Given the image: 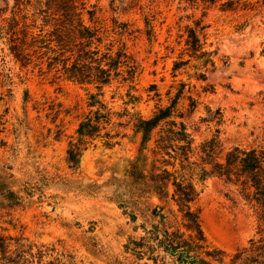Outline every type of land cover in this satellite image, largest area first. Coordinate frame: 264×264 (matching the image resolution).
<instances>
[{"label": "rangeland", "instance_id": "1", "mask_svg": "<svg viewBox=\"0 0 264 264\" xmlns=\"http://www.w3.org/2000/svg\"><path fill=\"white\" fill-rule=\"evenodd\" d=\"M19 1L0 0V28L7 29L13 17L18 23L14 36L0 37V164L10 167L18 187L31 188L33 195L20 206L0 200L5 250L19 264H182L157 239L165 229L185 241L198 235L187 228L185 208L172 198V186L165 199L146 194L137 199L132 205L135 218L116 202L117 195H130V162L140 147L130 115H118L139 112L149 118L179 93L170 119L156 129L144 150L146 174L153 166L172 163L169 155L156 150L155 141L161 129L163 136L172 137L169 133L180 130V123L194 145L212 135H218L224 151L264 143V0H237L238 11L226 13L218 5L205 11L201 2L183 0H84L85 24L101 37L92 49L100 55L111 45L114 55L115 26L126 25L130 35L122 39L140 65L132 83L123 82L128 78L125 66L119 76L112 73L111 84L98 97L102 105L96 107L88 102L97 89L67 79L69 53L58 52L49 41L59 15L46 0L29 5ZM93 9L95 20L90 23L86 11ZM147 17L153 30L150 40ZM197 21L205 26L207 49L217 52L216 66H208L205 81L197 79L204 69L196 61L172 73L184 50L187 27ZM11 47L24 51L23 65ZM181 58L189 59L186 53ZM128 90L139 97L134 106L124 104ZM208 111L215 117L221 114L220 125L208 121ZM86 116L99 121L105 137L79 139L76 130ZM71 148L75 153L69 156ZM196 186L200 194L190 211L198 216L205 240L201 244L216 260L201 257L230 264L256 238V217L223 181L211 178ZM154 208L165 214L164 223L153 216Z\"/></svg>", "mask_w": 264, "mask_h": 264}, {"label": "trees", "instance_id": "2", "mask_svg": "<svg viewBox=\"0 0 264 264\" xmlns=\"http://www.w3.org/2000/svg\"><path fill=\"white\" fill-rule=\"evenodd\" d=\"M37 1L41 2L42 0ZM183 1L191 5L201 2L205 11L218 5L219 10L223 13L236 12L239 7V1L237 0ZM14 2L15 5L20 3L19 0H14ZM30 2L31 0H26L25 3L29 5ZM45 3L54 9L57 13L55 15H59V22L54 25L52 38L49 41L54 42L58 52L69 53L64 68L67 79L80 86L92 85L97 89L96 94H89L88 106L102 105L98 97L103 96V87L111 84L112 73H114V77L120 75L122 72L121 67L125 66L128 73V78H124L123 82L129 81V83H132L135 76H139L140 65L128 55L126 42L122 39L125 34L130 35L126 25L115 26L114 30L118 39L116 40L117 49L114 55L112 54L111 45L110 48L106 49V53L99 55V51L95 49L96 47L92 49V46L95 41L101 43V37L98 36L97 29L94 26L85 24L83 18L84 0H46ZM244 8H246V5H244ZM86 14L89 22H94L95 9L87 10ZM145 24V34L147 39L150 40L153 36V30L148 17L145 19ZM17 26L18 23L14 17L9 19L8 28H0V37L9 33L14 36V30ZM204 29L205 26L201 24V21H197L195 27H187L184 50L180 55L186 53L189 59L183 60L179 56L173 63V74L189 62L196 61L199 69H204L198 73L197 79L205 81L208 66L212 70L215 68L217 52L216 50L207 49L205 34L202 33ZM11 52L15 54L18 61L26 60L24 51L20 50V47H16V49L11 47ZM68 61L70 62L69 65H67ZM130 89H133V87L130 86ZM126 96L128 101L124 104L127 106H134L139 101V97L132 95L130 90H128ZM178 96L179 93L169 106L162 107L158 105L149 118L141 116L139 112L132 114L127 112L128 114L118 115L120 118L130 115L129 122L132 123L134 135L140 137V147L137 156L130 162L132 168V174L130 172V175L133 178L132 184L127 185L130 186L129 191H127L130 195H117V204L125 209L131 218H135L132 205L135 204L137 199L142 198L143 194L151 198L155 196L160 200L165 199L169 195L170 186H172L174 189L172 198H176L175 201L179 207L185 208V218L188 221L187 228L196 231L198 235L195 240L185 241L181 236H176L178 234L175 235L165 229L161 238L158 237L157 239L164 246L167 253L177 257L179 263L212 264L201 257L202 254H205L206 257L216 260L209 251L204 249L205 245L201 244L205 240L199 226L198 216L190 211V203H193L200 194L196 183L203 184L208 179L217 178L227 186L234 188V192L231 193H235L240 201L253 211L257 220L256 238L249 241L248 247L238 250L233 255L230 264H264V143L250 146L236 145L224 151L218 135H212L198 145H194V139L186 133L185 126L180 123V130L169 133L173 134L172 137L169 135L163 136L161 129L158 132L161 135L155 141L156 150L169 155L170 159L173 160L172 163L165 164L162 167L153 166L149 174H146L148 157L144 154V150L148 147L152 134L156 129L170 119L179 99ZM98 111V115H101ZM217 115L219 117H215L211 111H208V121H214L216 125H220L222 121L221 114L218 112ZM98 118H101V116ZM108 121H110L109 118ZM216 132L218 133V131ZM76 134L79 139L89 138L93 140L105 137V135H100L99 121H92L89 116L80 121ZM106 136L107 139H111L108 134ZM71 152L75 153L71 148L69 156ZM68 160L70 163L73 162V160ZM167 165H170L173 171H169ZM90 187L95 188L94 185ZM22 192L27 197L23 196ZM32 195L31 188L25 187L22 190L18 187V180L11 172L10 167L0 164L1 201L10 206H20L26 198L32 197ZM157 208H154L153 216L164 223L166 216L164 213L158 212ZM157 236H159L158 233ZM16 260L12 257V254H9V250H5L3 240L0 239V264H19ZM219 264H222V261Z\"/></svg>", "mask_w": 264, "mask_h": 264}]
</instances>
